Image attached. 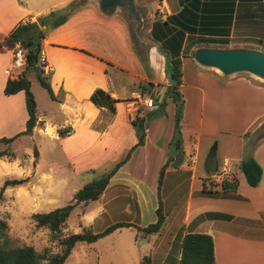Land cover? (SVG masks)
Returning a JSON list of instances; mask_svg holds the SVG:
<instances>
[{
  "label": "crops",
  "instance_id": "1",
  "mask_svg": "<svg viewBox=\"0 0 264 264\" xmlns=\"http://www.w3.org/2000/svg\"><path fill=\"white\" fill-rule=\"evenodd\" d=\"M73 1L0 0V139L24 132L29 119L25 92L5 93L7 82L12 78L10 70L14 59L13 49L5 44L6 40L20 23L36 22L39 17L61 10ZM147 7L152 44L144 53L134 46L124 17L118 12L113 15L102 12L99 0H87L64 25L47 33L42 51L52 69L49 77L55 99L50 97V110H44L43 115L37 102L38 125L33 137L20 136L10 146L25 137H38L40 142L56 144L69 159L67 165L73 164V172L78 176L81 172L76 165L95 171V165L108 161H115L116 165L122 161L139 142L134 123L144 121L145 145L136 149L128 163L111 179L97 201L101 208L91 227L98 217L122 220L107 228L117 223L147 227L148 224H142L143 220L140 223L132 220V212L125 208V192L112 190L122 181L139 184L140 180L132 172L124 173L126 178L118 176L136 160L139 164L140 160L144 161V152H148L151 144L164 153L162 166L169 158L176 107L167 93L170 86L167 57L161 52V45L164 31L177 38L183 36L179 48L183 71L181 91L185 97L183 162L167 169L162 184L163 190L169 188L162 202L165 226L158 234L148 236L131 227L137 234L129 248L140 264L145 257L150 258V264H179L184 236L209 234L214 240L216 264H264V140L251 153L263 170L256 188L249 186L240 168L246 157V133L264 123V83L251 75L225 76L215 69L202 67L194 58L197 48L209 45L196 44L195 39H226L229 44L240 47L264 43V0H149ZM172 16H177L188 29L171 19L168 26L158 27L153 33L155 23H163ZM172 45L178 47L174 42ZM143 61H147V66ZM97 89L107 91L118 100L115 114L97 108L90 101ZM147 98L154 100L153 108L140 113L138 107L145 106ZM67 127L72 128V133L60 137L58 131ZM232 135H240V138L235 141ZM203 141L208 158L215 155L218 166L223 159L228 161L230 180L236 181V189L224 190L222 183L208 184L205 174H199L196 165ZM41 147L39 144L37 175H42ZM12 160L16 162L15 158ZM6 163L8 168L13 167L9 161ZM198 177L201 183H197ZM181 183L187 185L189 192L185 204L176 196V188L184 185ZM65 184L66 180L60 181L61 187ZM135 195L138 213L139 209L143 213L147 196L141 184ZM124 212H128V216ZM127 229L116 230L100 240ZM99 264L115 263L109 259Z\"/></svg>",
  "mask_w": 264,
  "mask_h": 264
},
{
  "label": "rangeland",
  "instance_id": "2",
  "mask_svg": "<svg viewBox=\"0 0 264 264\" xmlns=\"http://www.w3.org/2000/svg\"><path fill=\"white\" fill-rule=\"evenodd\" d=\"M84 1L85 3L87 2V0ZM147 1L149 0H136L137 9L142 19L141 22L136 21L126 7L118 9V13L124 17L130 26L134 46L142 53L152 44L151 35L148 32L150 18H148ZM207 47L233 48L240 46L232 44L227 46L212 44L207 45ZM245 47L258 49L264 52V43L256 45L249 43L245 45ZM236 75H251L258 81L264 83V80L247 72H241ZM29 78L32 83V92L36 102L39 104L40 113L43 115L44 110H50L49 104L51 103V98L47 90L37 81L35 72H30ZM138 108L139 112L142 113L146 109V106L140 104ZM160 111H162V109H160ZM141 122L144 124V121ZM261 126L257 130L254 128L251 129L250 132L256 134L259 132ZM168 129L171 130L170 123ZM155 130L156 128L151 133L152 138L154 137ZM28 136L33 137V134ZM232 137L235 141H238L240 135H232ZM39 144L42 145L40 169L42 175L40 173L37 175V163L39 161V152L37 150ZM206 148V144L203 141L200 160L199 162L197 161L196 166L199 174L204 173L208 181L210 177H207L208 174L205 171V164L209 153ZM35 151H37L38 155H35ZM3 152L7 154L14 153L16 162L7 156L0 158V190L7 180L29 178V182L22 186L8 187L3 192L0 200V219L4 221L7 226L2 243L7 248L31 246L39 254L55 255L61 253L63 249L62 240L69 235L86 232L89 230L88 228H92V232L94 233L102 232L113 223L122 221L118 220L117 217H98L94 227H91L94 216H98L99 209L101 208L100 203L97 201L89 204L81 203L70 216L68 222L62 229V233L57 238H54L49 229L37 227L33 215L37 213H48L68 205L73 200L78 190L85 184L106 174L115 166V161H108L106 164L95 165L93 167L95 171H89L88 166L76 165L77 169L81 172L80 175L77 176L73 172V164L71 166L67 165L69 159L66 155L62 154L63 152L58 145L50 142H40L38 137L22 138L12 148L10 145L2 143L0 144V153ZM144 154H146L144 161L140 160L139 164L136 160L131 166L123 168V174L118 176L120 178H126L124 173L132 172L134 173V177L140 180L139 184L132 181H122L114 186V190L112 191H124L126 196L125 202H127L125 208H129L132 212V220L138 223L143 220L142 224L149 225L151 222L155 223L157 221L156 210L159 207V199L161 203L165 200L169 188L167 187L163 190L162 187L160 192L158 190V177L164 153L155 150L153 144H151L148 152H144ZM170 154L173 157L172 162H174V164L178 163V159H180L181 155L174 153L172 150L169 151V155ZM7 161H9L11 163L10 165L13 167L8 168L9 164L6 163ZM170 166L174 167L173 163H171ZM169 178L171 179L172 175H170ZM61 180H66V184L62 185V187L60 186ZM201 181V178L198 177L197 183H201ZM115 184H117V181ZM140 184L144 188L147 196L145 204H143V213L140 209L138 213V203L135 195L136 188H138ZM181 184L183 185L184 183ZM176 189L178 200H181V202L185 204L188 201L189 193L187 185L184 184L181 188ZM113 212H115V210ZM162 212L166 218L163 204ZM127 213L124 212L126 215ZM122 219L131 220L130 217H122ZM134 228L123 230L114 236L102 239L94 244H77L65 264H99L105 263L109 261V259L115 264H140L137 262L135 254L129 248V244L135 241V236L137 234V230ZM142 244H144V242ZM145 251L147 252L148 250L146 249Z\"/></svg>",
  "mask_w": 264,
  "mask_h": 264
},
{
  "label": "trees",
  "instance_id": "3",
  "mask_svg": "<svg viewBox=\"0 0 264 264\" xmlns=\"http://www.w3.org/2000/svg\"><path fill=\"white\" fill-rule=\"evenodd\" d=\"M84 4V0H75L61 10H54L39 17L36 22L20 23L6 40L5 44L11 49H14L17 44H20L27 51L26 67L24 68L21 77L14 79L10 78L7 82L5 93L7 95H14L21 91L25 92L29 119L24 132L12 138L0 139V144L4 143L6 145H11L15 139L20 136L32 135L38 125L37 102L32 92L31 81L28 78L30 72H35L39 84L47 90L51 98L55 99L50 83V77L49 75H45V70L41 65L43 42L50 30L57 29L64 25L69 20L70 16ZM171 19L178 21L181 26L188 29V26L180 22L177 16H172L163 23H155L153 33L158 27L163 28L168 26ZM163 35L165 39L162 40L161 52L167 57L166 74L168 75L170 82L167 93L168 97L172 99L176 107L174 116V135L170 143V150L181 155L180 159H178L179 164H181L185 154L182 135L185 97L181 91V86L183 84V71L182 56L179 50L183 42V36L178 35V38L180 37V39H178L169 31H164ZM170 36L172 38H170ZM179 41H181L180 45L178 44ZM173 42L174 45H177L178 47L175 48L172 45ZM195 43L224 46L229 45V41L226 39H195ZM143 62L144 65L147 66V61ZM90 101L99 109H107L111 114L116 113V104L118 103V100L113 98L110 93L103 89H97L94 91L90 97ZM134 125H136L137 132L139 133V142L130 149L127 156L102 177L85 184L75 193L73 200L68 205L48 213L34 214L33 219L36 222L37 227L49 229L51 235L54 238H57L62 233V229L79 204L96 202L102 197L108 188L111 179L125 164L128 163L135 150L145 145V126L142 123H134ZM71 133V127L63 128L58 131L60 137H66ZM245 140L244 153L246 154V157L242 160L240 168L249 186L256 188L262 180L263 170L251 153L257 144L264 140V124L256 134L251 133L250 131L246 133ZM35 155H38L37 151H35ZM5 156L12 159L15 158L14 153H0V158ZM172 158L173 157L170 154L168 160L160 169L158 177L159 192L164 182L166 171L172 163ZM173 165L178 166L176 163H173ZM27 182H29V178L5 181L0 190V200L3 192L8 187L22 186ZM222 187L224 190L236 189L237 183L236 181L231 180L224 181ZM204 190H207V187H205ZM156 213L157 221L144 228L131 223H117L107 228L102 233H94L89 229L86 232L69 235L62 240L63 249L61 253L55 255L39 254L31 246L7 248L2 243L6 234L7 226L6 223L0 219V264H65L77 244L95 243L101 238H104L122 228L135 227L139 232L147 236L158 234L166 223V218L162 212L161 201L159 202V207L156 210ZM180 250L181 255L179 264H216L214 240L209 234L190 233L185 235L181 240ZM143 264H150V258L145 257L143 259Z\"/></svg>",
  "mask_w": 264,
  "mask_h": 264
},
{
  "label": "water",
  "instance_id": "4",
  "mask_svg": "<svg viewBox=\"0 0 264 264\" xmlns=\"http://www.w3.org/2000/svg\"><path fill=\"white\" fill-rule=\"evenodd\" d=\"M99 6L102 12L109 15L116 14L119 8L126 7L136 21H142L136 0H99ZM194 58L202 67L215 69L225 76L247 72L264 80V52L258 49L202 46L197 48ZM217 164L216 156L211 155L206 162V171L215 172L218 168Z\"/></svg>",
  "mask_w": 264,
  "mask_h": 264
},
{
  "label": "built area",
  "instance_id": "5",
  "mask_svg": "<svg viewBox=\"0 0 264 264\" xmlns=\"http://www.w3.org/2000/svg\"><path fill=\"white\" fill-rule=\"evenodd\" d=\"M14 59L12 63V68L10 70V76L14 78H19L26 67V55L27 51L20 44H17L13 49ZM41 65L45 70V75H49L52 69L48 66L44 52L41 53ZM154 100L152 98H147L145 100V106L148 109L153 108ZM229 163L227 160L223 159L221 165L218 166L215 172L210 174L208 184L223 183L228 181L231 177V171L229 170Z\"/></svg>",
  "mask_w": 264,
  "mask_h": 264
}]
</instances>
